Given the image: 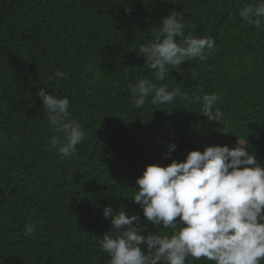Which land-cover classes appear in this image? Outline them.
Instances as JSON below:
<instances>
[{"label":"trees","instance_id":"trees-1","mask_svg":"<svg viewBox=\"0 0 264 264\" xmlns=\"http://www.w3.org/2000/svg\"><path fill=\"white\" fill-rule=\"evenodd\" d=\"M255 3L0 0V264H109L100 247L112 229L106 207L140 216L141 235L170 237L171 228L148 222L131 200L149 165L167 167L191 151L240 140L264 166V31L239 15ZM173 11L184 14L185 35L212 37L217 48L157 81L138 53ZM57 70L67 78L54 77ZM145 78L190 99L152 105L149 97L137 109L129 85ZM41 88L67 97L69 120L85 131L70 157L49 150L54 133ZM213 93L223 123L209 121L197 99ZM29 222L31 237L24 235ZM186 264L214 262L188 257Z\"/></svg>","mask_w":264,"mask_h":264},{"label":"clouds","instance_id":"clouds-1","mask_svg":"<svg viewBox=\"0 0 264 264\" xmlns=\"http://www.w3.org/2000/svg\"><path fill=\"white\" fill-rule=\"evenodd\" d=\"M130 13L131 8H126ZM239 15L264 31V0H257L240 9ZM182 12L173 11L162 21L153 42L141 45L139 55L146 58L147 69L162 81L170 70H181L184 62L205 61L217 48L215 39L197 37L189 32ZM179 38V39H177ZM54 77L66 79L60 70ZM137 109L151 97L152 105L173 103L177 96L190 98L168 85L157 87L150 79L129 85ZM43 101L47 123L53 131L49 150L60 158L70 157L85 139V131L76 120H69V99H58L43 88L37 93ZM203 115L209 121L223 123L224 113L215 108L219 97L204 94L197 97ZM234 148L208 146L203 152L191 151L185 161L173 160L167 167L149 165L136 181L137 191L131 199L143 209V216L153 225L171 228L172 235H141L140 216L114 213L104 209L112 229L100 240V247L109 257V264H186L206 258L214 264H261L264 260V166L241 146ZM176 149L169 145V155ZM179 217V221H177ZM179 226V227H178ZM35 225H25V236H33ZM146 249V251H145Z\"/></svg>","mask_w":264,"mask_h":264}]
</instances>
